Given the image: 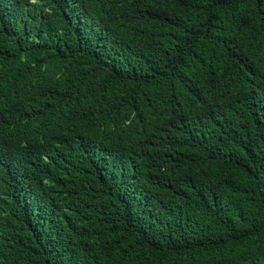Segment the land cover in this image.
Segmentation results:
<instances>
[{
    "label": "trees",
    "instance_id": "trees-1",
    "mask_svg": "<svg viewBox=\"0 0 264 264\" xmlns=\"http://www.w3.org/2000/svg\"><path fill=\"white\" fill-rule=\"evenodd\" d=\"M0 264H264V0H0Z\"/></svg>",
    "mask_w": 264,
    "mask_h": 264
}]
</instances>
